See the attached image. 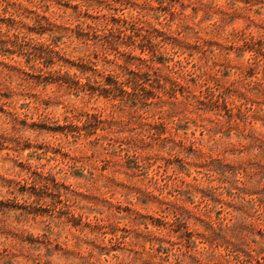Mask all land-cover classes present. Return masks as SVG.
<instances>
[{
	"label": "clouds",
	"instance_id": "9594fccd",
	"mask_svg": "<svg viewBox=\"0 0 264 264\" xmlns=\"http://www.w3.org/2000/svg\"><path fill=\"white\" fill-rule=\"evenodd\" d=\"M68 2L62 5L66 9L60 15L62 21L82 23L89 9L103 21L127 17L128 28L143 24L151 33L152 43L145 41L142 47L154 51L143 62L130 51L111 52L109 60L103 44L107 41L111 46L115 37L101 29L97 71L77 65L66 75L56 69L50 74L59 81L54 87L46 80L41 85L43 96H29L21 102L24 118L9 116L4 120L0 113V120H4L0 137L15 134L20 159L32 162L21 170L14 163H5L6 153L0 151V176H22L26 186L21 192L17 183L0 181V202L35 207L44 195L46 204L55 208L57 196H64L65 201L71 197V207L85 217L92 216L94 221L97 217L106 221L101 227L108 231L97 235L93 227L87 235H81L85 231L81 227L80 234L73 235L59 223L37 222L34 215L30 219L27 210L0 213V264H88L90 256L81 254V249L84 253L95 251L98 257L103 255V264H149V256L155 264H249L245 246L253 245L258 255L264 252V236L253 230L255 222H264V105L251 108L254 101L241 97L231 85L259 93L258 87L245 82L244 77L251 71L249 68L245 72L240 63L248 66L255 62L258 44L252 47L251 41L264 33V4L259 0L255 7L248 0H197L203 13L200 32L204 36L177 22L171 32L185 34L183 42L177 43L153 31L145 20L147 17L159 22L164 18L161 9L150 6L157 0H71L79 5L78 10L67 7ZM35 5L45 9L49 0H35ZM33 22L38 24V19L34 17ZM213 36L241 42L232 49L231 58L226 54L219 66L215 60L210 65L211 57L200 51L205 47L210 53L213 48L219 50ZM83 38L89 37L85 34ZM245 39L248 44L243 43ZM67 51L77 60H90L96 49L85 46ZM194 51L199 55L190 63ZM154 63L160 67H154ZM129 64L134 65L132 71ZM209 67L222 75L232 72L236 79L230 81V89L209 75ZM152 84L159 90L154 98L150 96ZM209 93L221 102H202L200 96L207 100ZM102 97L104 103L100 102ZM224 99L237 109L248 105L243 115L238 110L235 113L247 132L230 125L232 115L225 109ZM210 112L217 119L209 118ZM165 124L169 126L167 135ZM97 128L102 134H97ZM193 145L197 147L193 149ZM36 168L44 174L29 182ZM54 177H59V182ZM184 177L191 179L186 182ZM50 184L55 196L48 192ZM185 203L193 208L204 203L202 215L209 217V223L191 215L182 206ZM130 204L142 207L145 214L130 212ZM218 205L230 211L216 220L213 217L222 210ZM111 210L116 215H111ZM62 214L57 210V216ZM153 216L166 219V227L158 226ZM76 220L66 219L63 223ZM112 221L120 222V227ZM114 233H118V243H128L118 252L108 248L109 254L104 255L96 247L97 238L103 244L107 235L110 245ZM181 237L185 240L182 247ZM69 241L70 247L59 246Z\"/></svg>",
	"mask_w": 264,
	"mask_h": 264
},
{
	"label": "rangeland",
	"instance_id": "374dc122",
	"mask_svg": "<svg viewBox=\"0 0 264 264\" xmlns=\"http://www.w3.org/2000/svg\"><path fill=\"white\" fill-rule=\"evenodd\" d=\"M65 0H49V5L45 9L35 5V0H0V113L4 114V120H7L9 116L15 118H24V112L22 111L24 105L21 103L27 97H36L38 94L43 96L45 93L41 92V85L46 80L48 83L54 87L55 83L59 81L56 79L55 75H50L55 72L56 69H59L60 72L70 74L73 67L80 65L85 68H91L92 71H97L99 69V64L96 63L99 60L101 55V50L99 47L101 29L110 33V37H115V40L112 41L111 46L107 41L104 42L103 47L106 50L104 55L107 59L111 60V52H121L129 53L133 57H136L138 60L143 62L150 51H154L152 48L142 47L144 42L151 44V33L147 32L143 24H133L131 28H128V19L123 17L122 19H117L112 17L109 21L99 20V14L93 12L89 9L84 16L81 18L82 23L73 24L71 22H64L60 19L62 12H66V9L62 7ZM261 4H264V0H259ZM248 3L252 4L255 7L257 0H248ZM151 7H157L162 10V16L164 17L159 22L150 20L145 17V20L151 25V28L155 32H159L162 35L168 37L169 40H174L177 43L183 42L185 34L183 32L177 34L171 32V29L176 25L177 22L185 24L186 27L191 29L194 32H197L199 35L204 36L200 32V28L203 27L202 15L203 13L199 10L200 4L197 0H157L155 5H150ZM67 7L78 10L79 5L71 3L69 0ZM38 19V24L33 22V18ZM191 17V18H190ZM215 19V17L213 18ZM239 23V22H237ZM264 27V24L261 25ZM59 30V31H58ZM87 34L88 39H84V35ZM247 36V33L245 34ZM95 36L96 39L91 37ZM208 39L207 37H204ZM216 45H219V50L213 48L210 53L207 48L200 49L203 51L205 56H210L209 64L211 65L212 61H217V66L219 62L227 57L230 59L232 55V49H235L240 46L239 41H227L226 39H219L216 36L211 38ZM244 44H248L249 41L245 39ZM123 44V48H121ZM258 44V52L256 53L255 62L252 65L245 66L242 62L240 63V68L247 72L250 68L251 74L244 77L245 82H251V87H258L259 93L249 92L244 87H239L237 85H231L235 87L236 90L240 93V96L246 98L250 101H254L250 105L251 108L256 109L258 105H264V33L259 37L254 36L251 41V46L256 47ZM93 48L95 47V55L89 58L81 57L79 60L68 55V48ZM187 55V52H185ZM199 55L198 51L193 52L191 60ZM59 61H64L60 63ZM91 61V62H90ZM120 63L119 60L116 61ZM232 63H237V61H232ZM154 67H160V65L155 64ZM129 71H132L134 65H128ZM209 75L214 78L223 88L230 89V81L236 79L232 75V72L224 73L223 75L220 72H217L214 68L209 67ZM172 74L169 73L171 78ZM79 79V76L77 77ZM112 78H109L111 82ZM118 83V81H117ZM148 81H145V85H148ZM182 87H184L183 81H179ZM187 87L194 95H197V91L193 88L192 84H188ZM151 91L150 96L152 98L159 95V90L156 88L155 84L150 85ZM203 91V90H201ZM95 95L93 99H95ZM110 99V98H109ZM202 102H210L219 104L221 101L217 98L216 95L209 93L207 100L203 95L200 96ZM233 101H238L237 96H232ZM101 103L105 102V98L100 99ZM115 103V101H113ZM19 104V107L16 105ZM225 109L229 110V115H232L230 120V125H233L237 128H243L247 132V127L245 123L235 115L237 110L241 115L245 112V107H239V109L233 107L231 103L228 102V99L223 100ZM207 116L213 120L217 119L211 112L207 113ZM35 118V117H33ZM98 119L103 120L104 117H98ZM4 120H0V124H3ZM197 124L200 123L199 120L196 121ZM165 133L167 135L169 126L165 124ZM255 129V125H253ZM97 134H102L100 128L96 129ZM198 135V133H197ZM179 138V137H177ZM197 145H193L195 149ZM19 143L16 141L15 134L12 136L0 137V151L6 153L5 163H14L21 170L24 168H29L32 162L29 160L27 162L20 159V154L18 153ZM64 149H61L63 151ZM215 158V154H213ZM55 163V162H53ZM171 172V168L169 169ZM44 173L41 169L36 168L33 177L29 178V182L36 177L42 176ZM56 182H59V177L53 178ZM186 182L190 181V177H184ZM0 181L11 183H17L20 186V191L24 192L26 186L22 183V176H0ZM33 191V190H29ZM48 192L51 195L55 196V193L52 191V185L48 186ZM223 199V198H221ZM56 200L58 203L56 207L53 208L46 204V199L44 195H41L38 204L35 207L19 204L18 202H9L5 204L0 202V213L11 214L14 209L27 210L29 218L31 219L34 215L35 221L43 220L46 224L59 223L63 226L64 229L70 230L73 235L80 234V229L83 227L85 229L84 233L81 235H87L90 228L95 227L98 232L104 231L107 232L108 229L102 228L101 225L106 223V221L100 219L99 217L96 220H93L92 216L85 217L80 214L76 207H71L72 198L69 197L65 201L64 196H57ZM115 203V201H113ZM62 205H67L61 207ZM123 206V205H121ZM186 210H189L191 215L197 217V219L209 223V217L202 215L205 204L201 203L199 208H193L192 205L185 203L182 205ZM211 208V205H208ZM129 211H135L139 215H144V209L138 205H128ZM218 208L222 210L219 211L213 219L218 220L221 216H224L225 213L230 211L229 208L218 205ZM43 210V211H41ZM57 210L62 215L57 216ZM111 215H116L114 210L110 211ZM148 214H151L148 213ZM79 217L78 220L76 218ZM66 219L76 220L75 223L64 224L63 222ZM153 220L156 221L157 225L162 229L166 227L168 221L162 216H153ZM115 227H120V222L112 221ZM214 226L212 224L209 225ZM151 227V226H149ZM142 230V229H138ZM185 230L192 233L191 228L185 227ZM253 230L259 231L262 236H264V222H255L253 224ZM4 231H10L5 229ZM127 231V229H125ZM113 240L109 245L108 236H104V243L99 242V238L96 241V247L104 255L109 253L106 249L110 248L112 252H118L125 244L128 243L127 240H124L123 244L118 243L115 240V236L118 233H114ZM35 239V237H30ZM195 239L193 235L191 237ZM185 243L183 237L180 239V246L182 247ZM190 243V241H189ZM199 243V240H197ZM60 247H70L71 241L69 244L64 245L60 244ZM147 243L144 244V252L147 254ZM139 246H136V251H139ZM81 254H87L90 256L88 264H103V255L97 256L95 251L84 253L83 249L80 250ZM157 253L159 249H156ZM189 252H192V249L189 247ZM243 251L246 253L249 258V264L251 261H255V264H264V252L257 254L255 247L251 244L244 247ZM149 264H155V261L149 256Z\"/></svg>",
	"mask_w": 264,
	"mask_h": 264
}]
</instances>
